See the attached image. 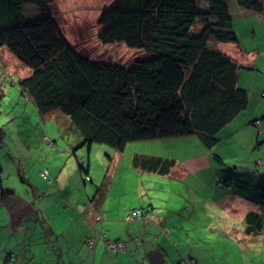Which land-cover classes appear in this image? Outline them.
Listing matches in <instances>:
<instances>
[{
	"label": "crops",
	"instance_id": "1",
	"mask_svg": "<svg viewBox=\"0 0 264 264\" xmlns=\"http://www.w3.org/2000/svg\"><path fill=\"white\" fill-rule=\"evenodd\" d=\"M227 2L237 42L216 46L236 60V84L248 99L221 127L227 140L222 153L214 152L220 138L209 147L197 135H185L182 140L191 143L181 145L184 157L166 151L170 138H158L150 151L126 155L125 148L114 149L96 174L92 143L83 144L68 122H56L55 114L46 118L35 113L28 125L20 123L23 137L14 138V157L0 153V172H13L9 178L24 183L19 190L31 202L17 205L30 212L15 206L13 216L0 198L1 217L5 213L0 224V237H5L0 240L2 264H264V206L258 200L264 181V12L242 14L235 0ZM44 132L53 141L51 147L44 145ZM84 145L87 158L78 149ZM31 149L48 160L37 164L38 157H33L36 171L24 167ZM144 155L173 159V164L161 171L148 166ZM9 160L15 163L5 170ZM43 169L52 181L40 176ZM224 180L227 185L216 183ZM89 188L94 189L92 196ZM132 208H141L144 216L126 220ZM250 212L261 217V225L248 232ZM96 214L105 218L98 220ZM106 239H122L126 248L113 252Z\"/></svg>",
	"mask_w": 264,
	"mask_h": 264
},
{
	"label": "trees",
	"instance_id": "2",
	"mask_svg": "<svg viewBox=\"0 0 264 264\" xmlns=\"http://www.w3.org/2000/svg\"><path fill=\"white\" fill-rule=\"evenodd\" d=\"M235 1L242 14L264 12V0ZM53 2L0 0V46L29 68L18 84L34 101L33 113L68 122L83 144L106 143L122 151L131 141L194 134L212 147L221 127L246 105L247 91L236 84L239 65L216 46L237 42L227 0H112L96 19L97 39L142 51L132 63L84 56L62 31ZM25 3L38 9L33 16L28 9L25 16ZM5 134L0 126V146ZM45 134L44 145L51 147ZM143 157L161 171L173 164V159ZM40 176L52 181L47 169ZM260 185L258 200L264 206L263 180ZM101 190L98 186L96 193ZM0 198L6 205L16 198V207L30 202L4 187L1 176ZM22 206L17 208L30 212ZM17 208L10 207L13 216ZM133 209L144 216L141 208ZM247 219L248 232L260 227L257 213Z\"/></svg>",
	"mask_w": 264,
	"mask_h": 264
},
{
	"label": "rangeland",
	"instance_id": "3",
	"mask_svg": "<svg viewBox=\"0 0 264 264\" xmlns=\"http://www.w3.org/2000/svg\"><path fill=\"white\" fill-rule=\"evenodd\" d=\"M111 1L112 0H54L53 10L67 39L74 43L77 49H79V51L84 56H90L98 59H107L118 63H132L135 59L144 55L142 51L128 48L122 43L102 44L97 39L96 34L98 25L96 24V19L101 9L109 5ZM27 9L29 14L27 13ZM37 10V8L30 5L29 3L24 4V13L26 17L31 15L33 16ZM28 74L29 68L22 64L17 57H14L5 46H0V126H2L4 130L7 131V135L4 139V146L0 149V153L3 151H9L11 154L15 155L16 151L14 148H16V141L14 138L18 135L23 137L20 133V130L22 129V125L20 123L25 126L32 122V120H35L33 113L34 110H36L34 109V107L36 108L35 103L31 98H27L22 94L21 88L18 84L19 78ZM62 133L66 134V131L62 130L61 135ZM216 136L220 138L217 143L219 149L215 150L214 152L218 153L220 151L222 153L221 149H225V146L227 145V143H223L225 139L222 138L224 137L223 129H220ZM59 137L63 139L65 136L63 137L59 135ZM59 137H57V139ZM182 138H186V136L170 138V143L166 146V151L178 154L180 157H184L186 152L185 150L181 149V145L190 144L191 141H187L185 144L186 141H183ZM65 140L69 141V137L65 138ZM59 141L62 142L61 140ZM157 144L158 143H156L155 139L131 141L127 143L124 152L126 155H129L133 152V150L150 151L154 149ZM172 145H177L175 150L173 148L174 146ZM8 147L9 150H6ZM78 149L87 158V145H84L82 148L79 147ZM114 149L115 148L113 146L106 143L93 142L91 144L90 158L92 160L93 167L96 168V174L101 169V163L103 164V162L106 163L108 161V156L111 155ZM31 150L33 153L29 152L30 157L24 160V167L26 169L31 167V169L36 171L35 166L31 165L33 163V157H38L39 162L37 164H40L43 159H47L44 155L39 156L37 151H34L33 149ZM193 152L194 150L190 151L189 155H192ZM27 153L28 151L26 150L22 153V155L25 156ZM231 160V158H227L229 163ZM12 163L14 164L15 162L10 160L6 162L4 164L5 170H9ZM2 173L4 172H1L0 176L2 175L1 179L3 178L4 187L11 188L14 194H17L18 196H26L25 192H21L19 190L20 187L24 185V183L20 184L16 181L15 177L9 178L8 174L12 176L13 172H8L4 175ZM31 173L32 170H30V175ZM89 192L90 196H92L94 189L89 188ZM16 200L17 199L15 198L12 199L11 202L9 201L10 203L8 206L15 207ZM111 200L116 201V199H113V197ZM1 210L2 209L0 207V224L3 223L5 217V213L1 217ZM71 227L73 228V226ZM4 238L5 237H0V240ZM9 238L10 237L8 236L7 240ZM1 243L3 242H0V244ZM12 243L10 244V247L12 246ZM3 254L5 257L7 251ZM2 263L3 260H0V264Z\"/></svg>",
	"mask_w": 264,
	"mask_h": 264
},
{
	"label": "built area",
	"instance_id": "4",
	"mask_svg": "<svg viewBox=\"0 0 264 264\" xmlns=\"http://www.w3.org/2000/svg\"><path fill=\"white\" fill-rule=\"evenodd\" d=\"M263 22H264V15H263ZM45 138L48 141H50V143H52V140L51 138H49V136L45 135ZM41 173L42 175H46V171H42ZM141 216H142V213H140L139 209H133V210H130L129 213L125 215V219L132 220V219H135L136 217H141ZM101 217L102 216H99L98 218H101ZM106 246L107 248L111 249L113 252H119L126 248V241L121 240V239H118V240L106 239Z\"/></svg>",
	"mask_w": 264,
	"mask_h": 264
}]
</instances>
